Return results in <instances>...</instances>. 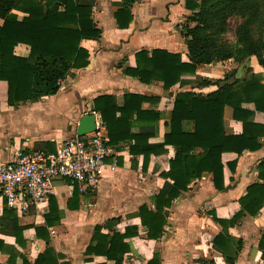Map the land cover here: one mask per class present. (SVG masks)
Masks as SVG:
<instances>
[{
    "label": "crops",
    "instance_id": "crops-1",
    "mask_svg": "<svg viewBox=\"0 0 264 264\" xmlns=\"http://www.w3.org/2000/svg\"><path fill=\"white\" fill-rule=\"evenodd\" d=\"M123 1L95 0L93 18L102 31L101 37L82 41V46L89 52L90 64L84 69H72L61 81L60 90L55 95L15 107L0 102L2 159H11L18 149L57 150L64 140L76 133L83 115L93 113L99 116L93 108L94 99L101 95L115 96L119 106L123 105L124 94L128 92L159 97L155 110L159 111L160 119L155 123L154 136L149 139V143L158 144L164 142V136L170 130L167 123L171 120L177 93L200 91L198 86L203 79L223 85L254 74L264 83V59L258 60L255 56L241 62L229 59L198 65L195 74L183 76L182 81L169 90H165L159 81L144 84L138 78L124 74L118 64L135 66L134 55L143 49L180 53L182 61L189 62L188 47L179 24L193 11L186 9V0H134L133 21L128 28L119 29L114 13L117 4ZM13 12L19 21L26 16L17 10ZM2 24L0 18V26ZM14 52L26 58L30 47L18 44ZM244 106L254 109L252 104ZM254 119L264 124V113L256 112ZM224 124L227 134L242 132V125L234 120L230 107L225 109ZM20 125L23 130L18 131ZM183 130L193 132L194 123L184 121ZM137 131L138 128L133 129V132ZM260 141L262 148L239 157L234 172L224 160L225 190H216L211 173H204L190 184L167 210L168 223L157 240L148 239L147 229L134 214L143 204L153 207L150 199L167 181L161 173L169 170L176 149L166 145V152L152 154L147 170H143V157H132L129 144L120 143L114 148L117 169L105 172L95 192L81 194L78 191V200L74 201L72 197L77 188L65 180L56 181L54 197L62 217L54 226L47 227L42 237L37 236L36 228L46 226L45 214L49 205L43 210L31 208L23 215L12 210L19 226L24 227L21 235L24 245L16 240L12 219L5 217L7 208L3 211L0 216V223H3L0 226V264H35L47 247L60 255V263L102 264L106 262L105 256H90L85 251L95 227L105 226L113 218H120V221L102 232L112 234L110 229H117L123 233L132 226L138 232L126 239L131 251L123 264H147L155 253L159 255L160 264H228L221 252L213 247V240L222 233L223 227L213 220L211 213L218 219L230 221L240 211L239 199L251 184L259 181L256 166L264 159V137ZM228 233L240 243L234 264H264L263 250L259 246L264 236V207L257 216L246 215L229 225Z\"/></svg>",
    "mask_w": 264,
    "mask_h": 264
},
{
    "label": "trees",
    "instance_id": "trees-1",
    "mask_svg": "<svg viewBox=\"0 0 264 264\" xmlns=\"http://www.w3.org/2000/svg\"><path fill=\"white\" fill-rule=\"evenodd\" d=\"M133 3L134 0H124L117 4L114 17L119 29L128 28L133 21ZM94 5L95 0H0V18L3 20L0 26V102L15 107L55 95L60 90L61 81L72 69L89 66V52L82 46V41L99 39L102 33L93 18ZM185 6L193 11L187 19L197 23L182 28L189 62L182 61L180 53L143 49L134 55L135 66H123V62L118 64L124 74L138 78L144 84L159 81L165 90H169L180 83L183 76L195 74L198 65L229 59L241 62L250 56L261 58L256 44L251 41L256 22L253 9L249 11L251 0H186ZM214 9L218 19L219 14L224 18L226 14L245 18L238 31L245 33L249 39L242 41L240 35L241 47H232L213 38L217 35L216 22L208 23V16ZM14 10L26 16L19 21ZM256 14L259 16V12L256 11ZM18 44L30 47L28 57L15 54ZM198 88L200 91L176 94L171 120L167 123L170 130L165 134L164 142L158 144L149 143V139L154 136L155 123L160 119L159 111L155 110L159 97L128 92L124 94L122 106L117 104L113 95H101L94 99L93 110L105 125L108 144L118 148L120 143H128L132 157H143V170H147L152 154L166 152V145L176 149L175 157L169 162V170L161 173L167 181L150 199L153 207L143 204L134 214L147 229L150 240L162 236L168 223L167 210L182 192L189 189L190 184L204 173H211L216 190H225L224 160L234 172L239 157L262 148L260 139L264 137V124L257 123L254 117L256 112L264 113V83L256 75L250 74L242 80L223 85L203 79ZM244 104H252L254 109ZM226 107L233 110L234 120L241 123L240 134L226 133ZM184 121L194 123L193 132L183 130ZM134 128L138 131L133 132ZM256 169L259 181L251 184L239 199L241 209L230 221L218 219L211 213L213 220L223 227L222 233L213 240V247L221 252L228 264H234L240 245L229 235V225H234L246 215L257 216L264 207V159ZM72 198L78 200L77 189ZM6 211L5 217L12 219L11 227L16 240L24 245L21 240L24 227L19 226L14 211ZM61 217L57 200L52 196L49 211L45 214L46 226L36 228L37 236L42 237V232L58 223ZM119 221L120 218H113L105 226L95 227L86 255L105 256L106 262L102 264H123L125 256L131 251L126 239L138 234L137 228L127 227L123 233L117 229H110L112 234L102 232ZM259 246L264 254V236ZM59 259L60 255L47 247L35 264H71L60 263ZM87 262L92 260L87 259ZM147 264H160L159 255L155 253Z\"/></svg>",
    "mask_w": 264,
    "mask_h": 264
},
{
    "label": "built area",
    "instance_id": "built-area-1",
    "mask_svg": "<svg viewBox=\"0 0 264 264\" xmlns=\"http://www.w3.org/2000/svg\"><path fill=\"white\" fill-rule=\"evenodd\" d=\"M94 115V132L75 133L55 151L18 149L11 159L0 157V216L6 208L19 215L43 210L55 195L57 180L70 182L81 194L93 193L105 172L117 169L105 125Z\"/></svg>",
    "mask_w": 264,
    "mask_h": 264
},
{
    "label": "rangeland",
    "instance_id": "rangeland-1",
    "mask_svg": "<svg viewBox=\"0 0 264 264\" xmlns=\"http://www.w3.org/2000/svg\"><path fill=\"white\" fill-rule=\"evenodd\" d=\"M224 1V0H222ZM252 13H255L256 22L254 23L253 27V36L251 41L256 44V49H258V54L261 55L260 59H264V0H251V8ZM259 12V16L256 14V11ZM216 9H214L208 16V23L215 21L216 22V29L217 35L213 38L216 40L226 43L227 45H231L232 47L242 46V42H239L240 35L243 37L241 40L246 41L249 39L246 37V34H241L238 31L239 26L246 21L244 17H239L235 14H226L224 18L222 15L219 14V19L216 18ZM199 23V22H198ZM207 23V21H206ZM182 28L186 25L195 26L197 25L196 22L192 23L187 18L179 24ZM206 25V24H204ZM206 27V26H205ZM257 57V56H255ZM259 60V58L257 57ZM224 67V66H223ZM18 131L23 130V126L17 127ZM16 129V130H17Z\"/></svg>",
    "mask_w": 264,
    "mask_h": 264
},
{
    "label": "water",
    "instance_id": "water-1",
    "mask_svg": "<svg viewBox=\"0 0 264 264\" xmlns=\"http://www.w3.org/2000/svg\"><path fill=\"white\" fill-rule=\"evenodd\" d=\"M264 61V60H263ZM96 130V116L92 114L83 115L76 128V133L79 136L89 134Z\"/></svg>",
    "mask_w": 264,
    "mask_h": 264
}]
</instances>
